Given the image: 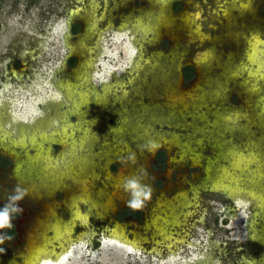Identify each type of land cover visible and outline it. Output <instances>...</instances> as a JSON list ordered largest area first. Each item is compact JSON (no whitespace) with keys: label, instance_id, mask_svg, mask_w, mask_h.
<instances>
[{"label":"rangeland","instance_id":"obj_1","mask_svg":"<svg viewBox=\"0 0 264 264\" xmlns=\"http://www.w3.org/2000/svg\"><path fill=\"white\" fill-rule=\"evenodd\" d=\"M244 1L161 0V10L153 0H0V102L10 115L25 117L26 131L36 117L46 116L44 104H55L69 131L62 138L60 120H53L56 134L45 133L52 141L33 138L30 147L24 141L21 150L15 148L18 161L31 153L32 168L33 151H39L41 169L29 173L35 185L42 183L46 156L49 169L56 167L53 176H77L74 163L65 165L68 156L59 142L74 148L92 165L86 180L92 198L108 203L106 209L93 207L87 220L75 221L63 234L73 250L68 264H264V213L244 203L237 207L220 186L212 191L205 175L206 168L213 178L228 165L221 148L245 154L246 143L259 141L264 157V69L245 61L250 38L264 40V0H248L243 10ZM262 47L256 49L260 57ZM89 59L87 75L96 91L106 88L105 103L78 104L72 113ZM192 62L198 71L193 82L192 75L183 76ZM225 115L232 119L222 120ZM0 139L8 146V138ZM152 141L159 156L150 155ZM164 150H170L167 164ZM11 173L0 170V204L16 200L28 209L29 233L43 232L35 219L57 225L65 199L59 186L76 193L71 182L62 179L57 190L48 186V192L29 194L30 183H16ZM237 177L246 194L242 174ZM63 217L67 222L71 213ZM4 238L0 264H9L23 238ZM116 242L134 250L128 253Z\"/></svg>","mask_w":264,"mask_h":264},{"label":"bare ground","instance_id":"obj_2","mask_svg":"<svg viewBox=\"0 0 264 264\" xmlns=\"http://www.w3.org/2000/svg\"><path fill=\"white\" fill-rule=\"evenodd\" d=\"M153 1L154 2L156 1V3L162 5L160 9L164 10L163 6L166 4V2H161V0H153ZM240 6H242L240 9L245 10L248 6V0L244 1ZM234 8L237 9L236 7ZM225 17H227V14H225ZM153 18L154 16H152V18H149L148 21L152 23ZM138 31L142 32L143 34L145 33V30L143 31L141 27H138ZM139 32H135V34ZM257 45L263 46L262 48H264V40L263 41L259 40V38L256 35H253L250 38V40L247 42L248 52H246L245 54V61H247V63H253L256 66L260 64L259 68L264 69V53L261 55L262 57H260V54L257 53L256 51ZM256 53L257 55H259V57H257ZM90 62H91V59H89L88 62H86L85 65H83L84 69L80 74L82 75V77L80 78V85L83 87L84 92L76 93L75 95L76 101L74 100L73 104L72 103L70 104L71 111L72 110L77 111L78 104L87 105L88 101H92L93 103L97 105H101L105 103L106 88H102L99 90L97 89L98 91H96V88L92 84L90 77L87 75L88 73L87 71L91 67ZM79 65L82 66V64H79ZM197 86H198V81L193 85V87L189 86V88H185V89L182 88L179 92L181 93V96H183V95H186L187 92L191 91L192 88H195ZM98 93L100 94V97L98 96ZM44 105H45V109L47 110L46 116L36 117L30 124H28L31 127L29 128V130L26 131V130H23V126L26 125V122H24L26 121L25 117L21 116L20 118L18 116L14 117V115L12 114L10 115L8 112H6L7 107L2 103L0 104V137L8 138V141H7L8 146H5V145L1 146L0 144V150L3 149L4 146H5L4 149H6L7 151L14 152L15 148L21 150V148L23 147L24 141L25 143L27 142L26 144L30 147L33 145L31 143L33 141V138H38V140L40 139L47 143L51 142L52 140H49L47 137H48V134H51L52 135L51 138H53L54 135L56 134L54 133L55 130L53 129V126H52V122L55 119L60 120L59 122L60 124L58 128L59 134L61 132L60 136L63 138L67 134H69L68 133L69 131L66 125L62 121L64 120V116H60L58 118L59 113L56 111L57 105L49 104V103L44 104ZM19 107H21V105H19ZM77 115L79 114L75 113V116ZM220 118L222 120L230 119L228 115L226 117L221 116ZM154 122H156L158 125H161L162 121L160 118L159 119L157 118L155 119ZM46 132L48 134H45ZM11 133L13 134L12 136L13 138L10 137ZM59 134H57L56 136H59ZM10 138L11 140H9ZM1 140L2 139H0V141ZM3 140H2L3 144L6 143ZM81 143L83 144L84 142L81 141ZM59 144L61 145L64 153L67 154L68 156L67 162L65 165L68 166L69 164L71 165L72 163H74L76 165L75 168L77 172H79V174L76 173L77 176L69 174L68 172L66 173V171H63L64 176L62 177L61 175L63 174H61V172H57L55 176H53L52 168L54 169L56 167L53 166L52 168L49 169V162H48L49 157L47 156L42 157L43 160L41 159L42 166L45 168L43 169L44 171L41 174L44 176L43 179L41 180L42 182L41 184L38 183L37 185H35L32 179L29 178V173L32 172V168H30L29 165L27 164H30V161H28L25 164L26 168L24 170L28 175L25 174L23 171L22 173L24 174L22 176L20 172L18 175L20 178L19 179L20 182L27 181L28 183H30V185L26 189V191L29 194L38 188H40L43 191L48 192L47 190L48 186H54L55 189L57 190V186L61 184L62 179L70 181L71 183L69 184H71L72 190H74L76 193H73L71 191L68 193L67 191L68 188L63 187L64 189H62V191L65 193V199H64V205H63L62 210L64 214L71 213V217L66 222L63 217L64 214H61L60 212L58 214L59 218H56V221H55L58 224L55 226H51V225L46 226L44 221L42 220L38 221L37 224H41L40 226L43 227V232L41 234H39V232L37 233L34 232L31 235H29L26 241L27 243L26 249L23 251L21 255L11 259L9 264H68V260L70 258H73V254L71 255V252L73 250L72 248L67 249L66 245L69 243L63 240L64 238L63 234L65 233L67 234L69 232V229H70L69 226L70 225L72 226L75 221L87 220L88 215L92 214L90 211L93 209V207L100 205L102 206L103 209L107 208L108 203L105 200L103 202H99L97 200H94L91 196V192L89 190L90 185L86 182L88 175H89L87 171L90 170L91 172V168H92V165L90 164V162H87L88 160H86L85 157L76 155L74 148H71V147L65 148L64 144L61 142H59ZM37 145H40V144L37 143ZM257 145H259V141H256V142L250 141L246 143L245 144L246 146L245 154H242L240 151H238L233 146H230L228 147V149H224V150L222 148L219 149L218 150L219 156L227 158L228 165L226 167L218 168L216 170L217 173L215 176H213V178H211L210 174L208 173L209 168H206L205 175L207 177L209 184H211L210 186L213 187L212 191H216V187L220 186L222 187L221 193L224 194L227 198L231 199L234 203H236L237 207H240L241 204L244 203L245 205L248 206L251 212L258 213L260 215L264 213V194H263L264 193V160H263L264 157ZM149 147H150L149 148L150 152L154 153L158 149L159 145H156V143L152 141ZM186 147L187 145L184 147L185 151H186ZM220 150H222V152ZM185 151L182 149V153ZM38 152L39 151L37 149L36 151L35 150L33 151L34 158L37 157L36 155L38 154ZM71 156H74V157H71ZM25 160L26 159H24L23 161ZM45 161H47L48 167ZM34 163L35 165L37 164V159H34ZM122 171L123 170L121 169L120 172ZM49 174H51L52 176ZM239 174H242L241 179L244 181V187L247 189L246 194L243 193L245 190L241 191V189L239 188L240 184H239V179L237 177V175ZM36 178L38 179V181H40L41 179L40 177H36ZM56 178H59L58 181ZM85 186H86V189H84ZM59 190H61L60 186H59ZM178 202L181 205H183V202L181 199L180 200L178 199ZM183 206L188 207V205H183ZM174 227H178V224H175ZM46 231H48L51 234L50 238L45 237L44 232ZM40 235H43L42 236L43 240ZM162 243H164V241ZM116 244L119 247L122 246V248L126 249L128 253H131L134 250L133 247H130L128 245H123L118 242H116ZM248 248L249 246L247 245V249ZM248 255H250L249 249H248ZM73 264H78V263L74 262Z\"/></svg>","mask_w":264,"mask_h":264},{"label":"flooded vegetation","instance_id":"obj_3","mask_svg":"<svg viewBox=\"0 0 264 264\" xmlns=\"http://www.w3.org/2000/svg\"><path fill=\"white\" fill-rule=\"evenodd\" d=\"M73 59H74V61L76 60L75 58H73ZM196 68H197V66H196V63L195 62H192V63L188 64L183 69V76L186 79H188L189 78V75H192L193 76L192 82H193L198 77L197 76L198 75V71H197ZM16 153H17L16 151H14V152L7 151L4 148L0 150V167H1L0 170L10 169V172H12L11 173L12 174L11 177L13 178V180L16 183H21V182L23 183V181H21V182L19 181L20 178L17 177L18 176L17 175V171H18V169H19L20 166H23V168L21 170H19L18 173L20 172L21 173V176L24 173L27 174L26 172H24V170L26 168L25 167V164L28 161H30V164H27V165L30 166L32 164L31 161H33V160L30 157L32 154L31 153H28L24 157V159H26V160L19 162ZM154 154L155 155L157 154L156 156H159V154H160L159 148L154 153H151L150 152V155L151 156L154 155ZM163 155H164L165 162L167 164V162H168L167 161V157H169V150H164V154ZM34 159H36V158H34ZM34 166L36 167V169L39 168V164L38 165L37 164L35 165V163H34ZM34 166L32 168L35 169ZM40 169H41V165H40V168L38 170H40ZM120 169L123 170V167H121ZM22 171L24 173H22ZM164 174H165L166 177L171 178V176L174 173L173 172L171 173L170 170H167L166 172H164ZM29 178H30V175H29ZM62 189H64V188H62ZM58 191H61L65 195V193L62 190H58ZM126 207H128V206H125L124 208H126ZM28 213H29L28 212V209L23 208L21 205L18 204V201H16V200L10 201V202H5V203L0 204V237H3V235H5V238L4 239L5 240L8 239L10 241H12V238H13L14 235H17V238L18 237L19 238L20 237L23 238V247L20 249L21 251L19 252L18 256L21 255L23 253V251L26 249V246H27L26 245L27 244L26 241H27L29 235L32 234V233L27 232L26 231V228L24 226V225H27L28 224V223L27 224L26 223L24 224V221L26 220L25 216L27 217V214ZM47 213H48V211H47ZM136 213L139 215V218L142 217V211L138 207H137ZM36 220L37 219H35V221L33 223L35 225L37 224L36 223L37 222Z\"/></svg>","mask_w":264,"mask_h":264},{"label":"trees","instance_id":"obj_4","mask_svg":"<svg viewBox=\"0 0 264 264\" xmlns=\"http://www.w3.org/2000/svg\"><path fill=\"white\" fill-rule=\"evenodd\" d=\"M75 31V33L77 32V29L76 30H74ZM72 62H74V59H73V61Z\"/></svg>","mask_w":264,"mask_h":264}]
</instances>
